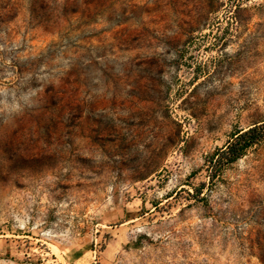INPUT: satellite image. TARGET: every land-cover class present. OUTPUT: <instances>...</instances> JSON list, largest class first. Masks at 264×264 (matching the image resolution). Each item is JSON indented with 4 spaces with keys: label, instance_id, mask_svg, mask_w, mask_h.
<instances>
[{
    "label": "rangeland",
    "instance_id": "1",
    "mask_svg": "<svg viewBox=\"0 0 264 264\" xmlns=\"http://www.w3.org/2000/svg\"><path fill=\"white\" fill-rule=\"evenodd\" d=\"M263 124L264 0H0V264H264Z\"/></svg>",
    "mask_w": 264,
    "mask_h": 264
},
{
    "label": "trees",
    "instance_id": "2",
    "mask_svg": "<svg viewBox=\"0 0 264 264\" xmlns=\"http://www.w3.org/2000/svg\"><path fill=\"white\" fill-rule=\"evenodd\" d=\"M264 124L254 126L248 130L236 131L227 144L218 149L212 158V163L220 165L231 164L238 161L252 145L256 144L264 137ZM215 175H211L213 179Z\"/></svg>",
    "mask_w": 264,
    "mask_h": 264
}]
</instances>
